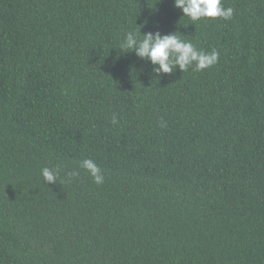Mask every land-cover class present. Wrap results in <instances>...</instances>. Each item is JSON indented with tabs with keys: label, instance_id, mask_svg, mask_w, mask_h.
Returning <instances> with one entry per match:
<instances>
[{
	"label": "trees",
	"instance_id": "1",
	"mask_svg": "<svg viewBox=\"0 0 264 264\" xmlns=\"http://www.w3.org/2000/svg\"><path fill=\"white\" fill-rule=\"evenodd\" d=\"M222 3L0 0V264H264V0ZM145 20L217 62L157 79Z\"/></svg>",
	"mask_w": 264,
	"mask_h": 264
},
{
	"label": "clouds",
	"instance_id": "2",
	"mask_svg": "<svg viewBox=\"0 0 264 264\" xmlns=\"http://www.w3.org/2000/svg\"><path fill=\"white\" fill-rule=\"evenodd\" d=\"M173 6L193 22L206 18L230 20L233 16V9L225 8L222 0H173ZM146 24L145 20L139 25L138 31H127L115 49H118L120 54L134 53L136 57L149 62L153 65L152 72L157 79L160 74L173 73L177 67L181 71H187L194 66L195 70L200 71L217 62V51L204 52L197 49L191 41L182 39L181 35L177 34L179 31L163 35L159 31L141 33V27ZM112 123H117L115 115L112 117ZM80 166L90 174L96 184L103 183V173L94 160L84 159ZM69 175L75 177L78 173L72 172ZM41 176L48 184L56 183L59 169L44 167L41 169Z\"/></svg>",
	"mask_w": 264,
	"mask_h": 264
}]
</instances>
